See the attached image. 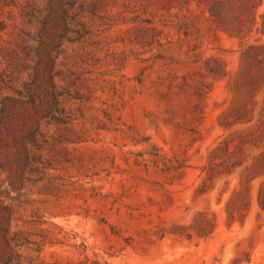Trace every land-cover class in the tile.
I'll use <instances>...</instances> for the list:
<instances>
[{
	"label": "rangeland",
	"instance_id": "rangeland-1",
	"mask_svg": "<svg viewBox=\"0 0 264 264\" xmlns=\"http://www.w3.org/2000/svg\"><path fill=\"white\" fill-rule=\"evenodd\" d=\"M208 1L0 0V264H264V177L241 209L242 168L209 179L223 140L264 151L259 106L221 123L264 35Z\"/></svg>",
	"mask_w": 264,
	"mask_h": 264
},
{
	"label": "trees",
	"instance_id": "trees-1",
	"mask_svg": "<svg viewBox=\"0 0 264 264\" xmlns=\"http://www.w3.org/2000/svg\"><path fill=\"white\" fill-rule=\"evenodd\" d=\"M263 3L264 0H209L208 9L212 18L224 30L232 36L245 38L253 32L254 27L257 33L264 35V9L259 12ZM259 17L261 20L258 19ZM260 38L261 36L257 38V42L246 43L241 50L240 68L231 85L234 93L233 106L228 113L231 119L226 122L221 121L226 127L238 123H251L259 106V117L253 128H261V132L256 138L264 134V41H260ZM207 69L214 77L222 78L227 75L221 67L209 65ZM48 71L51 73V70ZM260 93H263L261 101L258 99ZM6 109L7 106H3V118ZM249 143L258 147L256 139L248 140L243 136L236 141L225 139L215 146L209 155V179L229 174L237 168H242L244 171L246 180L242 181V189L235 191V195L240 196L243 202L240 209L246 208L249 204L247 198L249 183L253 179L264 177V151L253 155L247 153L245 148ZM233 198L228 203L231 216H234V210L230 209ZM257 201L264 210V179L258 188ZM209 225H211L210 221ZM200 235L205 233L202 232Z\"/></svg>",
	"mask_w": 264,
	"mask_h": 264
}]
</instances>
